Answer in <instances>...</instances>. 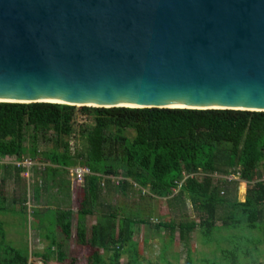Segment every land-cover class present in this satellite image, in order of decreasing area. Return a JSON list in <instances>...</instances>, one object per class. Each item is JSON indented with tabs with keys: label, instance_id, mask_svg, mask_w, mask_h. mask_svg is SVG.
Instances as JSON below:
<instances>
[{
	"label": "trees",
	"instance_id": "1",
	"mask_svg": "<svg viewBox=\"0 0 264 264\" xmlns=\"http://www.w3.org/2000/svg\"><path fill=\"white\" fill-rule=\"evenodd\" d=\"M78 113L86 121L76 131ZM75 134L83 139L80 150L70 140ZM41 145L48 148L41 150ZM25 158L45 164L37 172L40 184L33 187L36 203L42 189L57 186L59 174L65 177L67 170L77 166L89 169L80 188L75 227L77 243L89 249L88 264H142L134 241L136 225L167 232L168 244L176 232L182 237L194 230L204 245L216 242V250L208 247L206 253L207 257L214 253V261L195 263L187 254L186 264H259V246L264 243V112L0 102V162L10 161L5 169L19 179L21 170L12 162ZM231 175L238 178L230 180ZM241 183L246 184L242 201L236 196ZM231 184L234 195L228 191ZM58 187L69 194V183L59 181ZM136 187L151 197L167 199L170 206L188 201L199 221L152 224L121 213L102 199L104 192L114 188ZM16 201L17 210L13 200L8 202L0 194V214L10 212L24 224L28 196ZM52 214L53 226L64 241L69 240L73 213L56 210ZM32 215L38 217L39 210L34 208ZM92 216L95 223L87 227L86 220ZM55 247L62 245L52 240L46 255H38L43 264H48ZM29 255L6 242L0 221V264H28ZM57 256L60 262L64 255ZM123 256L127 259L121 263Z\"/></svg>",
	"mask_w": 264,
	"mask_h": 264
},
{
	"label": "water",
	"instance_id": "2",
	"mask_svg": "<svg viewBox=\"0 0 264 264\" xmlns=\"http://www.w3.org/2000/svg\"><path fill=\"white\" fill-rule=\"evenodd\" d=\"M0 99L264 112V0H0Z\"/></svg>",
	"mask_w": 264,
	"mask_h": 264
},
{
	"label": "rangeland",
	"instance_id": "3",
	"mask_svg": "<svg viewBox=\"0 0 264 264\" xmlns=\"http://www.w3.org/2000/svg\"><path fill=\"white\" fill-rule=\"evenodd\" d=\"M77 108L81 106H76ZM86 118L81 114H77L75 118V129L78 130V124L84 123ZM73 148L80 150L83 145V139L77 134L70 138ZM48 146L41 145V150H46ZM8 162V163H7ZM10 161L0 162V194H2L8 202L13 200L14 209L17 210L16 200L19 198L27 197L29 201L26 204L27 221L23 224V220L12 213L0 214V221L3 223L4 231L6 234V242L21 250H27L29 259L28 264H43L42 257L38 255H46V249L52 240L61 243V247H55L53 254H50L48 264H88L89 249L79 245L75 237L76 226V210L77 202L80 200L81 185L75 184L74 191L71 195L66 193V189L61 190L58 187L60 184L69 183L71 170H67L65 177L59 174L56 178L57 186H48L47 190H41V195L36 203L33 198V187L36 182L41 180L39 170L45 165L43 162H35V166L30 171L28 179L20 177L16 179L12 172H8L5 166ZM196 177L200 179L202 175L197 174ZM67 178V179H66ZM69 178V179H68ZM65 180V182L63 181ZM217 178H214V182ZM117 184V179L114 180ZM50 185V182H49ZM43 188H46L43 184ZM230 194L235 193L234 185L228 186ZM246 193V184L238 185L236 196L238 200L242 201ZM102 199L110 203L112 206L120 208V212L129 216H135L138 219H148L152 224L169 223L172 222L177 225L179 222H198L199 216L191 209L188 201L184 205L177 204L170 206L167 199H160L151 197L147 190L135 188L134 190H117L114 188L112 191L104 192ZM29 203V204H28ZM11 207V206H8ZM39 210V216L32 215L33 209ZM48 209V210H47ZM56 210H71L72 216V236L70 240L64 241L60 231L53 226L54 215L52 212ZM35 216V217H34ZM40 218V219H38ZM88 225L91 226L95 222V216L88 217ZM60 236H59V234ZM134 241L138 244V252L140 262L142 264L157 263V264H186V256L191 257L196 263L197 260L214 261V253L208 257L206 253L211 250H216V242L211 243L209 246L204 245L198 230H194L188 235L179 236V233L174 234V239L171 244H168V233L150 231L147 226L136 225L134 229ZM226 235L225 232L222 233ZM145 238L148 242L145 243ZM213 239V237H212ZM242 245H246L242 243ZM167 246L165 252L164 248ZM225 247L226 244H221ZM57 253H63V258L60 262L56 260ZM33 256H32V255ZM259 264H264V243L259 246ZM207 257V258H206ZM126 256H123L121 263L126 261ZM200 264V263H199Z\"/></svg>",
	"mask_w": 264,
	"mask_h": 264
},
{
	"label": "built area",
	"instance_id": "4",
	"mask_svg": "<svg viewBox=\"0 0 264 264\" xmlns=\"http://www.w3.org/2000/svg\"><path fill=\"white\" fill-rule=\"evenodd\" d=\"M15 167H17L20 171V175L26 179L30 177V171L33 169L37 164L29 158H25L21 161L12 162ZM1 164V163H0ZM90 173L89 169L85 166H77L71 169V177L72 182L74 184H79L82 186L84 177ZM238 177L237 175H231L229 177L230 180H236ZM244 185V183H241Z\"/></svg>",
	"mask_w": 264,
	"mask_h": 264
},
{
	"label": "bare ground",
	"instance_id": "5",
	"mask_svg": "<svg viewBox=\"0 0 264 264\" xmlns=\"http://www.w3.org/2000/svg\"><path fill=\"white\" fill-rule=\"evenodd\" d=\"M0 101H3V102H12V101H14V100L8 101V100L0 99ZM41 101L62 103L61 100H41ZM78 105L98 106V105L95 104V103H81V104H77V106H78ZM121 106H131V107H133L132 105H128V104H121ZM166 106H167V107H173V108H176V107H181V106H185V105H184V104H168V105H166ZM236 109H240V108H236Z\"/></svg>",
	"mask_w": 264,
	"mask_h": 264
},
{
	"label": "crops",
	"instance_id": "6",
	"mask_svg": "<svg viewBox=\"0 0 264 264\" xmlns=\"http://www.w3.org/2000/svg\"><path fill=\"white\" fill-rule=\"evenodd\" d=\"M70 170H71V169H69L68 171H70ZM69 176H70V179H69V178H68V179H69V181H71L70 184H69V192H70L71 195H72V193H73V191H74V188H75V186H74L75 184L72 182L71 173L69 174ZM20 177H21V175H20ZM20 179H21V178H20ZM66 179H67V178H66ZM40 182H41V181L39 180L38 185L40 184ZM242 185H243V184H242ZM72 190H73V191H72ZM72 196H73V195H72ZM243 199H244V198H243ZM28 201H29V199H28ZM28 204H29V203H28ZM71 212H72V211H71ZM76 212H77V210H76ZM87 221H88V219L86 220L87 227H90V226L88 225V222H87ZM94 223H95V222H94ZM94 223H93V224H94ZM91 225H92V224H91ZM75 227H76V226H75ZM71 230H72V228H71ZM58 234H59V232H58ZM59 236H60V234H59ZM71 236H72V231H71ZM71 236H70V239H71ZM63 239H64V237H63ZM70 239H69V240H70Z\"/></svg>",
	"mask_w": 264,
	"mask_h": 264
}]
</instances>
